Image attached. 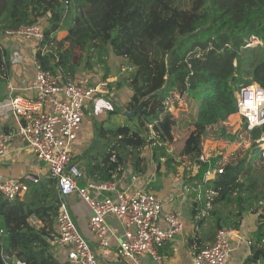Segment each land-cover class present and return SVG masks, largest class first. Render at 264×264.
Listing matches in <instances>:
<instances>
[{"label": "trees", "instance_id": "16d2710c", "mask_svg": "<svg viewBox=\"0 0 264 264\" xmlns=\"http://www.w3.org/2000/svg\"><path fill=\"white\" fill-rule=\"evenodd\" d=\"M42 18L44 42L34 46V58L43 69L75 74L72 47L88 52L87 62L93 57L102 62L107 47L134 68L127 85L129 100L122 109H137L127 116L135 128H95L96 141H104L106 148L99 162L87 163L89 177L107 181L128 164L133 172H144L141 152L147 146L157 164L161 158L168 160L166 147L174 141L175 126L169 100L181 99L193 127L179 153L190 168L184 185L195 190L191 223L197 227L205 218L213 229L211 234L198 229L187 246L196 253L212 244L221 227L243 229L252 244L242 263L264 260V159L256 144L260 131L246 132L236 108L241 86L264 89V0H0V37ZM61 31L66 36L57 40ZM251 37L260 45L245 47ZM10 69L8 52L0 44V83ZM232 117L239 119V133L248 135L250 150L222 166L219 151L211 155L210 164L200 162L201 144L210 133L235 139L226 133ZM215 166L222 172L204 181ZM54 188V181L47 179L30 186L22 199L8 201L0 194L7 254L26 264H67L51 253L59 203ZM247 213L255 219L250 232L242 227ZM30 217L41 226L30 224Z\"/></svg>", "mask_w": 264, "mask_h": 264}, {"label": "built area", "instance_id": "2783aa9c", "mask_svg": "<svg viewBox=\"0 0 264 264\" xmlns=\"http://www.w3.org/2000/svg\"><path fill=\"white\" fill-rule=\"evenodd\" d=\"M4 36L33 41L34 46L44 42L43 28L39 24L6 31ZM258 44V39L251 37L245 47ZM43 52L46 50L43 49ZM34 54L35 51L32 56L33 75L23 89L27 95L10 93L0 105V108L8 110L15 122L14 132H0V160L6 156L11 139L18 137L44 164L47 178L54 181L59 203L55 218L56 234L50 241L51 252L64 251L67 264H100L97 252L78 230L70 214L68 198L77 196L91 211L87 230L100 250L110 248L111 232L106 219L112 217L122 228L115 254L119 260L140 264L141 257L148 256L153 262L162 264V250L182 230L180 208L173 207L171 200L152 192L133 190L132 183L121 188L116 181L118 173L107 181L88 179L84 186L77 185V179L82 176L74 162L77 134L85 119L94 116L90 103L95 102L98 95L108 94V84L112 80L102 79L95 72L52 73L35 61ZM9 89L11 92L14 90ZM236 108L246 132L260 131L256 144L264 159V89L258 84L241 86L236 94ZM213 153V150L207 153L201 151L198 160L210 164ZM218 165L222 166L221 163ZM219 166L211 170L215 175L222 172ZM119 170L122 172V169ZM211 171L205 173L204 181ZM29 183L36 185L39 178L27 174L21 180H0V194L8 201L22 199ZM191 191L195 192L184 187L182 203H186V196L190 199ZM209 195L215 193L209 192ZM28 221L30 224L34 222L32 217ZM4 237L5 231L0 228V264H26L5 252ZM251 244L252 238L243 229L221 227L216 231L212 244L192 253L190 264H229L230 256L240 246L247 249L248 256ZM247 264H264V260Z\"/></svg>", "mask_w": 264, "mask_h": 264}, {"label": "crops", "instance_id": "0c3cea01", "mask_svg": "<svg viewBox=\"0 0 264 264\" xmlns=\"http://www.w3.org/2000/svg\"><path fill=\"white\" fill-rule=\"evenodd\" d=\"M9 41L10 38H5L4 35L0 37V44L7 50L9 61L11 63V69L8 78L5 82L0 83V105L1 103L7 100L10 93L17 95H27V93L24 92L23 89L29 84V81L31 80L33 75L31 56H33L34 52L29 51V53H27L29 55V58L25 57V59H23L20 64H18L12 58V55L10 54L11 50H8ZM131 68L134 69L132 66ZM106 79L108 80V78ZM9 88L14 89L13 92H11ZM125 89V92L129 91V87ZM119 91L121 92L123 91V89H120ZM119 91H117L116 93L119 94ZM127 95L128 97L130 96L129 93H127ZM98 97H104V95H98ZM93 103H90V111L92 112ZM93 117L85 119L84 122L88 124L90 123L94 126ZM14 128L15 122L11 119L8 110L5 108H0V132L12 133L14 132ZM94 133L95 137H92V135H87L84 139V142L77 144V147L82 148L83 152L81 153V155L83 156L81 157V155H79L77 157L76 155L74 158V162L76 160L78 161L80 159H83L86 157V155H88L96 141L95 130ZM146 150H149V148L146 147L145 151ZM151 158L152 151H150L149 154V159ZM88 162L90 161L88 160L84 165L81 164L78 166L82 174V176L77 179V185L80 187L84 186L88 179H91L87 174L86 170V165ZM96 162H99V160H97ZM142 165L145 166L146 170L141 173L133 172L132 167L129 164L125 167H121L122 172H120L121 174L119 176L117 175L116 181L119 183V186L121 188L126 187L130 183H132L131 186L133 190H145L152 192L163 199L171 200L173 207L181 209L182 230L180 234L176 237V239L170 244L166 245L165 248L162 250V264H190L192 252L191 249L187 246V240L191 237V234L193 233V225L191 223V204L189 203V198L186 196V203L181 202V197L183 196L182 194L185 187L184 181H179V183H173L169 174L166 176H156L155 173L157 171V167H155V170L152 171L151 165L145 162L144 159ZM27 174H31L39 178V182L48 179L47 170L44 164L35 157V155L24 145V143L18 137H13L7 146L6 156L0 160V180H21L23 176ZM132 178H134L135 180L132 181ZM32 185L34 184L29 183L28 187ZM53 194L59 202L58 194L55 188ZM68 202L70 214L78 230L82 233L84 238L90 242L91 246L97 252L100 264H128L119 260L115 255L118 240L122 235V228L118 224V222L112 217H108L106 219V222L111 232V237L109 238L110 248L106 251H102L98 248L96 242L94 241V238L87 230V222L91 217V211L87 204L77 196H70L68 198ZM168 208L169 207H166L165 209ZM32 218L34 221L32 225L40 227L41 225L36 221V219L34 217ZM53 229L56 234L55 225L53 226ZM247 252L248 251L245 247L240 246L237 251L230 256L229 264H240L247 257ZM51 253L59 262H65L64 251H59L57 253L53 251ZM140 264L157 263L153 262L148 256H143L142 259H140Z\"/></svg>", "mask_w": 264, "mask_h": 264}, {"label": "rangeland", "instance_id": "374dc122", "mask_svg": "<svg viewBox=\"0 0 264 264\" xmlns=\"http://www.w3.org/2000/svg\"><path fill=\"white\" fill-rule=\"evenodd\" d=\"M37 24H39L41 28H44V26L46 25V19H40ZM65 36L66 32L62 31L56 34L57 40H61ZM5 38H10V41L8 43V50H11L10 54L12 55V58L15 60V62L18 64H20V62L25 59V57L29 58V55L27 54L29 53V51H35L33 41L24 40L16 36H9ZM67 46L68 44L65 43V47ZM106 53L107 54L102 55V62H100L95 57L90 58L89 62H87L88 52L83 53L78 48L72 47V60L73 64L76 67V73L95 72L97 74H100L102 79L108 78L112 80V82L108 84V94L104 95V97H97L95 102L93 103L94 126L90 123L88 124L84 122L81 126L80 131L77 134V140L74 144V155H77V157L83 152L82 148L77 147V144L84 142V139L87 135H92V137H95V128L99 129L102 125L103 129L106 130H115L122 126H127L131 129L135 128L134 121L129 120L128 117L122 112L124 111L122 107H126L129 98L127 95L129 91L125 92V88L128 87L127 85L129 82V78L133 74L134 69L131 68V65L126 59L114 56L107 47ZM117 84H119L120 87H117ZM120 89H123L124 92H120ZM117 91H119L120 95L116 93ZM118 97H120L121 99ZM175 101L176 106H174ZM169 105L172 116L175 119V126L173 128L174 141L171 145L166 147V153L169 155L168 160H170L169 162L171 164V169L167 168V158H161L159 164L152 160V158L149 159L150 151H152V147L150 146H147L149 150L145 151V148L142 150L141 157L145 160V162L151 165L152 171L155 170V167L159 166V169L155 173L156 176H166L169 174L173 183H179V181L185 182V180H187L188 169L190 168L188 166V163L186 164V162H188L187 160L185 162H182L179 153L182 149L184 140L193 129L191 124V118L188 116L190 110L189 108H187L183 100L177 98L169 100ZM117 109L122 110L117 112ZM229 121L232 126L229 125L227 127L226 133L230 136L235 135V139L233 138V140H230L221 138L217 135V132L216 134L210 133L206 137L207 139L203 141L201 149L202 153H207L211 150L215 152L219 151L221 155L220 162L222 165L235 159L236 157H242L246 153V151L250 150L251 148V142L249 143L248 135L239 133V119H237L236 117H232ZM96 142L97 143L95 144V147H92V149L90 150L88 155H86L85 158L75 161L76 167L81 164L84 165L88 160L96 162L100 159L101 155L103 154L106 148V144L99 138ZM259 152L262 154L260 149ZM159 153L160 152L158 151L157 155ZM179 163H181V165ZM191 192L192 193L190 195V199L193 201V194H195V192ZM190 199L189 203H192ZM254 222V217H252L251 214L247 213L243 216L242 227H247L250 232L251 230L255 229ZM198 225L199 226L197 227H193L194 232L191 234V236H193L196 231L199 232L198 229L201 228H203L204 231L209 232V234L213 233L211 225L205 220V218ZM193 250L194 249L192 248L191 252Z\"/></svg>", "mask_w": 264, "mask_h": 264}, {"label": "water", "instance_id": "95a60500", "mask_svg": "<svg viewBox=\"0 0 264 264\" xmlns=\"http://www.w3.org/2000/svg\"><path fill=\"white\" fill-rule=\"evenodd\" d=\"M137 111V109H135L134 111H132V112H130V113H127V112H125V111H123V114L124 115H126V116H128V117H132L134 114H135V112ZM83 155H81V157H82ZM78 170H80V168H78ZM215 178V172L214 171H211L208 175H207V177H206V181H211V180H213Z\"/></svg>", "mask_w": 264, "mask_h": 264}]
</instances>
